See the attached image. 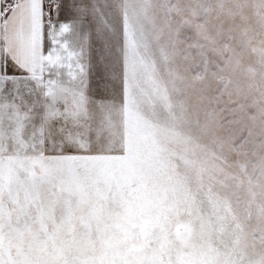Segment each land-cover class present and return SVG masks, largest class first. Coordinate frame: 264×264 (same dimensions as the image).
Instances as JSON below:
<instances>
[{
    "label": "snow or ice",
    "instance_id": "6c2138e0",
    "mask_svg": "<svg viewBox=\"0 0 264 264\" xmlns=\"http://www.w3.org/2000/svg\"><path fill=\"white\" fill-rule=\"evenodd\" d=\"M0 264H264V0H0Z\"/></svg>",
    "mask_w": 264,
    "mask_h": 264
}]
</instances>
